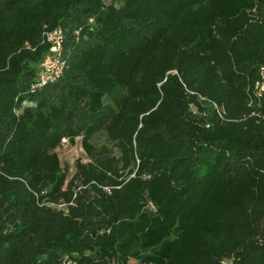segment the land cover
I'll return each instance as SVG.
<instances>
[{
  "label": "trees",
  "instance_id": "trees-1",
  "mask_svg": "<svg viewBox=\"0 0 264 264\" xmlns=\"http://www.w3.org/2000/svg\"><path fill=\"white\" fill-rule=\"evenodd\" d=\"M263 66L264 0H0V264H264Z\"/></svg>",
  "mask_w": 264,
  "mask_h": 264
},
{
  "label": "built area",
  "instance_id": "built-area-1",
  "mask_svg": "<svg viewBox=\"0 0 264 264\" xmlns=\"http://www.w3.org/2000/svg\"><path fill=\"white\" fill-rule=\"evenodd\" d=\"M43 38L44 41L50 45L49 54L44 57L39 66L40 72L38 81L31 86L32 91L58 80L65 68V62L61 56L63 44V34L61 30L55 29L45 32ZM255 89L257 95H264V66L259 69V80L256 82ZM24 105H26V103H24ZM214 107L217 109L216 106Z\"/></svg>",
  "mask_w": 264,
  "mask_h": 264
},
{
  "label": "rangeland",
  "instance_id": "rangeland-1",
  "mask_svg": "<svg viewBox=\"0 0 264 264\" xmlns=\"http://www.w3.org/2000/svg\"><path fill=\"white\" fill-rule=\"evenodd\" d=\"M122 0H105V3H112L114 5H118ZM79 33L77 31L74 32V36L77 38ZM76 38V40H77ZM61 56H63L61 54ZM31 105V104H30ZM90 143L98 148L100 146H108L111 147L104 134H97L91 140ZM59 160L61 162V166L63 168L64 173L66 174L67 180H71L75 174V164L77 161L81 163H87L90 161L86 153L84 152L81 146V138H76L74 144H69L66 140L62 141L61 146L56 150ZM76 185H79L78 182H75ZM79 187V186H78Z\"/></svg>",
  "mask_w": 264,
  "mask_h": 264
}]
</instances>
